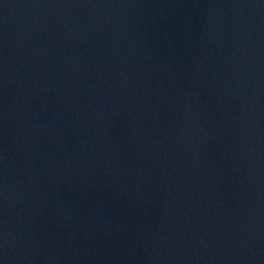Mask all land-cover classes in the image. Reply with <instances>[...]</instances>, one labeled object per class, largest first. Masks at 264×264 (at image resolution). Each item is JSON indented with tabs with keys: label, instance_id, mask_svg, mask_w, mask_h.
<instances>
[{
	"label": "water",
	"instance_id": "obj_1",
	"mask_svg": "<svg viewBox=\"0 0 264 264\" xmlns=\"http://www.w3.org/2000/svg\"><path fill=\"white\" fill-rule=\"evenodd\" d=\"M0 264H264V0H0Z\"/></svg>",
	"mask_w": 264,
	"mask_h": 264
}]
</instances>
